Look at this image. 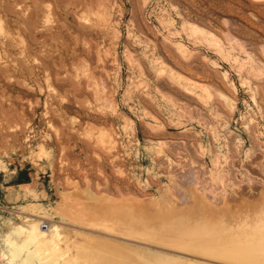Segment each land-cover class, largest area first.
I'll list each match as a JSON object with an SVG mask.
<instances>
[{
    "label": "rangeland",
    "instance_id": "374dc122",
    "mask_svg": "<svg viewBox=\"0 0 264 264\" xmlns=\"http://www.w3.org/2000/svg\"><path fill=\"white\" fill-rule=\"evenodd\" d=\"M184 164L188 195L264 197V0H0V264H97L86 231L130 256L259 264L111 228L125 199L160 214ZM49 221L58 245L27 239Z\"/></svg>",
    "mask_w": 264,
    "mask_h": 264
},
{
    "label": "bare ground",
    "instance_id": "6f19581e",
    "mask_svg": "<svg viewBox=\"0 0 264 264\" xmlns=\"http://www.w3.org/2000/svg\"><path fill=\"white\" fill-rule=\"evenodd\" d=\"M171 145L172 144L170 143V146ZM175 147H177V145ZM184 159L187 161V158ZM188 161L189 164H192L190 163V160ZM172 165L176 166L177 163H173ZM184 166V169H181L177 173H175V180L171 183L173 200L172 202L169 201L170 203H167V207L165 206L166 208H162L163 211L160 210V214H157L155 208L154 210L146 207L144 202L141 200L136 199V202L139 205L141 204V206H136L131 205V202L125 203L127 201H131L132 199H129L127 201L125 199V202L121 203L122 205L120 207L122 208L123 206L124 212L128 213H126V220L124 218L119 220L118 217L109 219V221H113L112 223H114V226L113 224L110 225L111 228L113 227L116 230V228H119L117 226H120V231H117L124 234L125 236L143 238L146 237L150 240H158L175 248L194 251L195 253H198L200 255L204 254L218 257L222 254H225L229 257L234 256L236 257V259L239 258L244 261H255L259 264H264V197L260 198V200L249 199L247 195H239L237 193V191H242L243 189L241 190L240 187H238L237 190L235 187L233 189H236V194L238 195H230L231 197H224L220 195L219 197H216V194H214L212 197V195L208 194L209 192H205L211 197H209L208 195L206 197L204 196L205 194H200L207 200L203 198L198 199V188H196L198 190L195 189L196 192H192L194 195H192L191 192L190 195H188L189 193L187 194L185 192V190L188 189L184 190V188H186L184 187L186 186L184 181L186 180L188 184L189 182L191 183V179L194 178V172L192 170L193 165L191 167L188 164H184ZM192 187L194 189V185ZM256 188L258 187L256 186ZM183 198L185 199L184 201L181 200ZM103 205H101L100 207L105 208L103 207ZM111 207L113 206L111 205ZM102 208H100V210ZM120 210L122 211V209ZM107 211L109 210H106L105 214ZM109 213L107 212V214L112 217L113 215ZM148 213L152 214L149 215ZM153 214L154 217H150ZM119 215L120 214H118V216ZM120 216L122 217L124 215L122 214ZM44 223L45 224L42 225L36 223L29 224L25 230L27 239H29L30 241H34L38 246L46 245L48 247H55L59 240L64 237L62 236L63 233L58 226L59 224L50 221L48 223ZM104 223L108 224V221H105ZM70 229L68 228V231ZM82 233L84 236V241H82L83 249L95 255L97 264H178L179 262L182 264L190 263L189 260L187 261L181 257L169 256L166 254L164 255L159 252L147 250V254L151 258L145 257L146 252L144 253V251L143 254L139 255L137 253V255L130 256L124 254L123 249L125 248V246L121 245V250L119 247L120 244L118 246L116 243L111 241L106 243L108 245L103 246V242H101V239L92 236L90 233H87V231ZM78 240H80L79 237ZM113 245H116L119 248ZM130 251L132 252L131 249ZM139 252H141V250ZM199 264L210 263L205 262Z\"/></svg>",
    "mask_w": 264,
    "mask_h": 264
}]
</instances>
